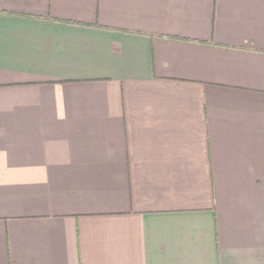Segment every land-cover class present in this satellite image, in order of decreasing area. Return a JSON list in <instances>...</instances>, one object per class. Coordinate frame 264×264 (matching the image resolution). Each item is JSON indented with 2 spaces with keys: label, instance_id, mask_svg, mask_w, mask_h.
<instances>
[{
  "label": "crops",
  "instance_id": "obj_1",
  "mask_svg": "<svg viewBox=\"0 0 264 264\" xmlns=\"http://www.w3.org/2000/svg\"><path fill=\"white\" fill-rule=\"evenodd\" d=\"M0 264H264V0H0Z\"/></svg>",
  "mask_w": 264,
  "mask_h": 264
}]
</instances>
